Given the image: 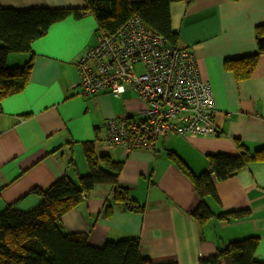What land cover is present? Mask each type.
Here are the masks:
<instances>
[{
	"label": "crops",
	"instance_id": "crops-1",
	"mask_svg": "<svg viewBox=\"0 0 264 264\" xmlns=\"http://www.w3.org/2000/svg\"><path fill=\"white\" fill-rule=\"evenodd\" d=\"M0 5L64 9L83 7L84 0H0ZM171 16L178 46L195 53L200 76L212 84L214 133H172L159 136L152 147L127 153L123 146L106 147V121L137 114L145 103L131 88L120 96L105 90L84 94L77 84V64L96 45L98 25L89 13L70 15L34 40L31 52L8 55L10 67L25 64L32 54L34 62L25 89L0 105V210L12 203L22 210L33 208L41 198L32 191L64 176L77 183L90 173L83 142L96 141L99 156L122 163L120 181L144 210L111 202L114 187L99 184L63 216L67 231L87 234L94 245L136 236L156 264H202L229 242L258 235L254 258L264 261V54L253 57L256 27L264 25V0L178 1L171 4ZM246 56H251L249 64L257 61L250 76L226 68L228 58ZM239 148L254 158L232 177L220 179L213 157L238 155ZM174 153L194 173H205L213 194L200 201L195 180L178 167ZM109 205L115 206L110 215ZM244 209L252 215L222 219L224 212ZM203 212L212 214L204 222Z\"/></svg>",
	"mask_w": 264,
	"mask_h": 264
},
{
	"label": "trees",
	"instance_id": "trees-1",
	"mask_svg": "<svg viewBox=\"0 0 264 264\" xmlns=\"http://www.w3.org/2000/svg\"><path fill=\"white\" fill-rule=\"evenodd\" d=\"M178 1L185 0H84L83 7L64 9H16L0 5V105L6 97L25 89L34 62L32 54L25 64L10 67L8 55L14 51L31 52L32 42L44 36L52 23L70 15L81 18L89 13L97 22V32H115L130 18L139 15L147 28L178 45L179 32L174 30L171 16V4ZM256 40L258 51L253 57L264 54V25L256 27ZM250 58H228L225 66L240 77H248L257 63L254 60L249 64ZM247 65L249 69L244 72ZM96 143L83 142L90 173L79 176L77 183L64 176L47 188L32 191L41 198L33 208L22 210L12 203L0 211V264H156L145 256L136 236L109 239L102 245H94L89 242L87 234L70 232L64 227L63 216L78 207L99 184L114 187L111 202H122L129 210H144V205L135 201L120 181L122 163L107 154L99 156ZM173 158L183 173L195 180L193 183L201 202L206 195L213 194L214 185L207 180L205 173H194L176 153ZM253 158L244 148H239L238 155L217 154L213 157V171L220 179L230 178ZM114 208L109 205L107 214L110 215ZM252 213L251 209L232 214L224 212L222 219H245ZM199 215L204 222L212 214L208 216L203 212ZM260 239L254 235L229 242L215 255L202 260V264H264L254 258Z\"/></svg>",
	"mask_w": 264,
	"mask_h": 264
},
{
	"label": "built area",
	"instance_id": "built-area-1",
	"mask_svg": "<svg viewBox=\"0 0 264 264\" xmlns=\"http://www.w3.org/2000/svg\"><path fill=\"white\" fill-rule=\"evenodd\" d=\"M85 95L102 90L120 96L131 87L146 107L137 114L106 121V147L125 152L152 147L159 136L213 134L215 99L212 84L203 79L195 55L171 44L146 27L139 15L115 32H98L97 43L78 60Z\"/></svg>",
	"mask_w": 264,
	"mask_h": 264
},
{
	"label": "rangeland",
	"instance_id": "rangeland-1",
	"mask_svg": "<svg viewBox=\"0 0 264 264\" xmlns=\"http://www.w3.org/2000/svg\"><path fill=\"white\" fill-rule=\"evenodd\" d=\"M100 32H104V34H107L109 31L108 30H100ZM81 88V87H80ZM128 89H130L131 87H127ZM141 99V98H140ZM142 100V99H141ZM143 101V100H142ZM144 103H145V106L144 107H146V102L145 101H143ZM4 209V208H3ZM2 209V210H3ZM2 210H0V211H2Z\"/></svg>",
	"mask_w": 264,
	"mask_h": 264
},
{
	"label": "clouds",
	"instance_id": "clouds-1",
	"mask_svg": "<svg viewBox=\"0 0 264 264\" xmlns=\"http://www.w3.org/2000/svg\"><path fill=\"white\" fill-rule=\"evenodd\" d=\"M187 48V47H186ZM189 49V48H188ZM190 50V49H189ZM191 51V50H190ZM194 55H195V53L193 52V51H191ZM195 59H196V55H195ZM197 60V59H196ZM196 66H197V62H196ZM198 68V67H197ZM198 72H199V70H198ZM203 79H205V78H203Z\"/></svg>",
	"mask_w": 264,
	"mask_h": 264
},
{
	"label": "bare ground",
	"instance_id": "bare-ground-1",
	"mask_svg": "<svg viewBox=\"0 0 264 264\" xmlns=\"http://www.w3.org/2000/svg\"><path fill=\"white\" fill-rule=\"evenodd\" d=\"M197 59V58H196ZM78 81H80V78H79V80Z\"/></svg>",
	"mask_w": 264,
	"mask_h": 264
}]
</instances>
